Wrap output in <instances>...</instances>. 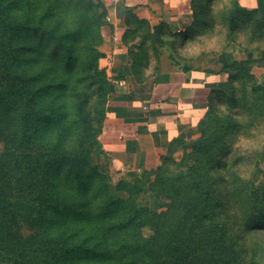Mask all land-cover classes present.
Segmentation results:
<instances>
[{
	"label": "trees",
	"instance_id": "obj_1",
	"mask_svg": "<svg viewBox=\"0 0 264 264\" xmlns=\"http://www.w3.org/2000/svg\"><path fill=\"white\" fill-rule=\"evenodd\" d=\"M216 4L225 7L215 12ZM190 7L180 28L163 19L152 24L136 5L117 3L138 84L171 68L201 71L179 48L210 39L221 24L228 43L250 25L264 30V0L252 8L241 0H191ZM108 18L103 0H0V264H264L259 239L242 244L264 232V181L245 182L227 163L246 126L234 117L233 86V97L222 93L229 110L217 108L211 93L202 141H178L180 158L162 156L157 168L118 181L97 162L114 92L100 68ZM236 45L246 58L204 70L207 77L240 79L263 94L253 70L264 66V49ZM261 174L258 168L255 179ZM157 200L162 207L154 212Z\"/></svg>",
	"mask_w": 264,
	"mask_h": 264
},
{
	"label": "crops",
	"instance_id": "obj_2",
	"mask_svg": "<svg viewBox=\"0 0 264 264\" xmlns=\"http://www.w3.org/2000/svg\"><path fill=\"white\" fill-rule=\"evenodd\" d=\"M103 1L109 9L110 26L103 28L101 51L105 58L101 65L104 59L111 58L113 63L108 76L123 80L125 86L117 88L109 100L107 119L94 155L113 177H120L127 169H154L162 156L177 157L180 154L178 141L188 146L198 144L200 111L207 106L209 90L201 84L198 72L161 71L138 84L128 49L122 41L126 25L118 17L116 8L121 0ZM126 1L143 2L146 6L139 16L152 23H156L154 20H159L160 15L164 20V15L154 7V3L161 0ZM258 1L253 0L252 7H256ZM163 4L167 8V4L170 6L173 2L163 0ZM168 18L165 15V19Z\"/></svg>",
	"mask_w": 264,
	"mask_h": 264
},
{
	"label": "rangeland",
	"instance_id": "obj_3",
	"mask_svg": "<svg viewBox=\"0 0 264 264\" xmlns=\"http://www.w3.org/2000/svg\"><path fill=\"white\" fill-rule=\"evenodd\" d=\"M153 1V0H152ZM173 2V4H171L169 6V4H167V8H164V4H163V0L158 1L156 3H154V7L156 8L157 11H159L160 13H162L164 16V20H167L168 22H175L176 24H178L181 28V21L182 19H184L188 14H191V7H190V2L191 0H171ZM225 3L227 2V0H222ZM252 2L253 0H247V2L245 0H241V4L247 8H252ZM254 3V2H253ZM134 5H136L137 7V11L138 14H141L143 12V9H145V4L140 3V2H134ZM264 15V9H261ZM169 13V14H168ZM165 15H168L169 18L165 19ZM222 15V12L220 13V16ZM162 15H160V18L158 20V18H155L154 21H156V23L161 21V17ZM180 16V17H179ZM178 18V20H177ZM152 23V22H151ZM155 23V22H153ZM152 23V24H153ZM223 24H221L220 26H218L219 32L215 35V36H219L221 37V39H218L216 41V45L214 47H212L211 49H204L202 50L200 53H202L203 51L208 52L206 55H204L203 58L198 59L197 56L198 55H193L190 53H187L185 51L187 44H188V40L183 41L182 45L179 48V53L181 58L183 59H187L189 60L191 63H193V65H195L196 67H198V69L200 68L201 71H192V72H198L200 74L201 77V84L207 88L209 90V96H208V101H207V106L205 109H201V116L199 117V122H198V132H199V143H201V129L203 128L206 119L208 117V114L210 113V109H211V105L209 103V98L211 96V93H213V100L215 101L214 104L217 105V108H221L222 110H225L231 107L230 105V101H226L224 100L222 93L226 94L227 96H229L230 98L233 97L234 93H233V88L235 89V98L238 99V106L239 108H237V115H234L236 120H240L242 123L245 119L250 118L249 122L247 124H245L246 126L243 128V133L247 132L249 129H251L252 127H254L257 123H264V93L263 94H258V95H254L247 82L240 80V79H235L232 83L231 82H223L221 80H219V77L216 76V80L213 83H209L212 81H207V74L205 73L204 70H214V71H219L223 66H226L228 63L232 62L233 60L236 59H245L246 55L245 53L237 47L236 44H239V42H242V44L244 46H246L247 48H249L250 50H261L264 49V35L262 36L261 34L264 33V30H259L257 29L256 31V25H250L247 28L241 30L238 33V42L237 43H228L226 41V37H225V31H224V27L222 26ZM108 27V26H107ZM112 30V29H111ZM260 36H259V35ZM212 38V37H211ZM210 38V39H211ZM103 60V59H102ZM166 60V59H164ZM167 60L169 61L168 57ZM113 61L111 58H106L104 59V63L100 62V68L105 70V72L108 75V70L111 67ZM169 62H164V64H169ZM167 66H163L164 69H166ZM169 69V67H168ZM172 71L174 72H180L175 70L174 68H171ZM256 78L259 81H264V66L262 67H255L253 70ZM109 77V76H108ZM109 80L114 88V92L117 88H121L120 86H117L115 84V81L118 79H115V77L111 76L109 77ZM219 80V81H217ZM123 81V80H120ZM203 82V83H202ZM125 86V83H124ZM233 86V88H232ZM113 92V93H114ZM112 93V94H113ZM112 94L109 98V100L112 97ZM109 104V101H108ZM108 110V107H107ZM214 113L215 111L212 110ZM242 133V134H243ZM102 135V134H101ZM100 139V137H99ZM3 149V145L0 144V152ZM180 150V154L177 157L174 158H180L181 155L184 154V150L182 148H179ZM251 157H256V155L254 154ZM96 160L98 163L101 164V166L103 167L102 162L96 157ZM261 160H264V156H261ZM157 168V167H156ZM104 169V168H103ZM155 169V168H154ZM106 170L113 181H118L121 178H125V179H129V174L133 173V172H141L143 170L146 169H141V170H133V169H127L125 171V173L123 175H121L120 177H113L111 175V172L109 169H104ZM186 173V169H181L177 172V176H183ZM147 204L152 205V202L150 200H148ZM154 205V212H159L161 207H162V202L157 200ZM31 229H29L27 226L23 225V233L25 235L31 234ZM147 233V232H146ZM242 239H245L244 237H242ZM253 239L257 240L259 239V242L264 246V232L263 233H253L250 236V239L248 242L242 241V244L246 247L247 244H250V246L253 245Z\"/></svg>",
	"mask_w": 264,
	"mask_h": 264
},
{
	"label": "clouds",
	"instance_id": "obj_4",
	"mask_svg": "<svg viewBox=\"0 0 264 264\" xmlns=\"http://www.w3.org/2000/svg\"><path fill=\"white\" fill-rule=\"evenodd\" d=\"M224 7V4H216L214 5V11L218 12ZM216 30L219 31L218 28ZM218 39H221V37L215 35L211 39L208 36L198 37L195 41L188 42L185 51L193 55H198L202 50L214 47ZM249 120L250 118H247L243 123L247 124ZM233 149V154L227 161L230 170L245 182L255 181L256 183H260L264 181V174H261L259 180L255 179L258 168L264 169V160H261V156H264V123H257L247 132L237 136L233 143ZM254 154L256 155L255 160L248 159V157ZM238 157L245 159L240 164L232 167L233 161Z\"/></svg>",
	"mask_w": 264,
	"mask_h": 264
},
{
	"label": "built area",
	"instance_id": "obj_5",
	"mask_svg": "<svg viewBox=\"0 0 264 264\" xmlns=\"http://www.w3.org/2000/svg\"><path fill=\"white\" fill-rule=\"evenodd\" d=\"M115 84H116L117 86H120V87H123V86H124V82H123V81H120V80H116V81H115Z\"/></svg>",
	"mask_w": 264,
	"mask_h": 264
}]
</instances>
